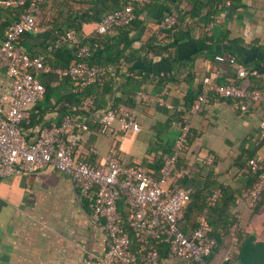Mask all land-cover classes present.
Masks as SVG:
<instances>
[{
	"label": "crops",
	"instance_id": "obj_1",
	"mask_svg": "<svg viewBox=\"0 0 264 264\" xmlns=\"http://www.w3.org/2000/svg\"><path fill=\"white\" fill-rule=\"evenodd\" d=\"M220 1L208 20L205 8L211 0H174L167 9H160L157 0L145 17H137L142 23L138 27L115 28L102 36L108 44L122 49L118 57L111 56L109 69H119L114 80L118 88L115 95L133 107L140 131L122 133L114 125L103 135L94 130L96 119L90 122L89 134L83 135L76 149L78 157L96 166L114 150L122 165L145 167L157 156L168 154L179 134L178 109L184 110L210 84L239 80L237 67L217 62L216 55H231L247 74L264 82V0ZM173 12L179 18L170 39V53L146 54L144 43L156 35L163 18ZM3 19L0 15V22ZM96 24H83L81 37L93 38ZM46 37L23 38L21 48L29 54L40 52L44 41H49ZM0 77L9 91L8 77L3 72ZM89 91L99 97V110L95 112L98 118L108 107L109 95H103L97 86ZM80 92L69 81L50 79L44 97L30 108V119L23 126L26 139L35 141L42 126L59 121L65 112L81 104L85 97ZM140 94L143 97L138 100ZM158 99L173 109L158 105ZM205 104L189 117L190 127L199 135L192 149H197L200 164L209 153L217 157L214 173L218 180L237 189L245 182L235 176L234 159L253 151L264 164V142L258 141L263 115L252 109L242 114L225 100ZM198 179L199 174L193 173L181 186L193 192L199 190ZM261 207L258 213H250L244 205L237 206L238 221L211 254L208 264H243L238 259L239 227L243 234L254 235L256 242H264V204ZM192 230L188 226L186 231ZM105 250V233L92 220L87 202L66 175L48 168L28 176L0 178V264H80L83 258L100 257ZM160 264L187 263L162 257Z\"/></svg>",
	"mask_w": 264,
	"mask_h": 264
},
{
	"label": "built area",
	"instance_id": "obj_2",
	"mask_svg": "<svg viewBox=\"0 0 264 264\" xmlns=\"http://www.w3.org/2000/svg\"><path fill=\"white\" fill-rule=\"evenodd\" d=\"M44 0H0L1 7L20 8L19 18L4 31L0 40V72L10 81V90L4 89L0 77V178L10 175H32L52 169L66 175L82 200L87 202L92 220L106 235V250L100 257L88 256L80 264H160L162 258L151 242L164 245L166 258L187 264H208L215 247V240L207 235L209 220L207 210L197 220L190 233L180 228L183 212L190 200L191 190L175 182L174 171L177 158L186 149V138L190 130V119L182 118V127L171 154L163 156V166L158 178L139 164L124 167L120 161L108 155L99 165H91L78 157L83 135L89 134L90 122L97 119L100 134H107L117 125L122 133H138L140 126L134 112L124 108L108 106L97 118L94 102L85 98L76 111L65 112L59 121L44 125L37 138L29 142L23 126L30 119V108L45 94V83L52 78L69 81L76 86H90L105 72V67L91 64V42L77 49L80 62L64 68H53L46 64L49 54L59 49H74L81 45L82 37L74 29L51 38L40 52L29 54L21 48L22 37L27 33H38V15ZM150 0H129L118 10L102 16L95 32L105 35L114 28L129 26L137 16L135 10L142 9ZM179 15L173 12L161 21V29L173 28ZM158 32L156 35H158ZM151 53V52H150ZM217 62L237 67L239 78L246 71L234 57L219 54ZM213 91L220 99L230 101L240 112H248L250 105H258L264 111V90H246L233 85L210 84L193 102L190 112L198 113L206 103L207 91ZM143 95H138L140 100ZM158 105L173 109L158 99ZM182 113L183 109H178ZM264 140V120L259 125L258 141ZM208 158L206 163H210ZM248 166L257 173L256 181L242 191L236 202L251 209L264 193V164L251 159ZM189 173L180 169L177 178ZM219 195L216 190L209 205H214ZM124 199L129 215V228L138 236L137 254L131 250L129 234L123 230L118 202ZM227 260V259H226Z\"/></svg>",
	"mask_w": 264,
	"mask_h": 264
},
{
	"label": "trees",
	"instance_id": "obj_3",
	"mask_svg": "<svg viewBox=\"0 0 264 264\" xmlns=\"http://www.w3.org/2000/svg\"><path fill=\"white\" fill-rule=\"evenodd\" d=\"M128 1L129 0H44L43 3L40 5V14L38 15L39 32L35 34L27 33L22 37V40L23 38L31 36H47L45 39L48 40L49 38L50 41L53 36L64 34L70 29H74L81 37V26L83 24L89 22H96V25H98L103 15L123 8ZM155 1L157 0H150L142 9L135 10L136 16L138 17L140 15H143L145 17L146 12L152 8ZM173 1L174 0H160V9H167V5H171ZM231 2L233 1L231 0ZM207 5V7L202 5L200 6L201 8L206 7L205 11H207V14L209 15L207 18L208 20H211L210 15L214 14V7L220 6L221 1L211 0V2ZM192 6L193 8L197 7V5L195 6L194 4ZM196 10L198 9L196 8ZM21 11L22 10L20 8H7L0 6V15L4 18L3 21L0 22L1 37L5 29L13 21L19 18ZM141 24L142 23L136 18L130 23L129 26L122 27L119 29L129 28L131 25L138 27ZM177 25L178 22L173 28L161 29L158 32V35H153L152 37H150L143 45V49L145 50L146 54L151 52L154 56H162L164 53H170V48L172 47L170 44V39L172 38V32L174 31V28ZM92 36L93 38L88 37V39L82 37L81 45L79 47L77 46L74 49H59L56 52L49 54L46 58L45 63L53 68H64L76 64L81 61V59L78 58L76 55L77 49L80 48L86 42H91V50L93 54L92 57L89 58V60L87 61H89L91 64H96L100 67H105L107 69L106 72L99 79H96L90 86L87 87H80L74 85L71 82L70 83L75 89L81 91V96L85 98H90L91 96V99L92 97H95L93 98V112L99 110L96 104L99 97L97 95L92 96L89 91V89L93 86H97V88L101 90L100 92H103V95H109L107 106H111L115 109L124 108L133 112V107L125 105V103L119 101V97L115 95L116 90H118V88H116L117 85L114 83V80L116 79L117 71L119 69H116V71H112L109 69V66L112 65V59L110 60L111 56L113 55V57H118L122 49H120L118 46L110 45L106 41L102 40L103 35H99L95 32V34L93 33ZM49 41H44L43 45L46 46ZM238 79L239 80L237 81H228L226 83H223L222 85H233L244 88L246 90H264V82L261 79H254L251 75L247 73L245 77ZM48 82L49 81L45 83V86ZM112 84H114V86ZM208 87L209 85L207 86V88ZM197 97L195 96L189 102V104H186V107L184 108V111L182 113H178V125L180 126V128L182 127L181 116L188 119L189 117L191 118L192 113L190 112V107L192 106L193 102L196 100ZM206 100L208 103L214 101H222L213 91L210 90L207 91ZM80 105L81 104L76 107H73L71 110L68 111H76ZM204 105L207 104L204 103ZM251 109L257 112L258 114L261 113L264 118V111L260 106L250 105L249 110ZM115 129L117 128L115 127ZM94 130L99 132V126L95 125ZM198 136L199 135L197 129H195L194 127H190L189 134L186 138V149H184L177 158L173 176L175 182L181 186L184 184L187 177H190L191 175H193V173L199 174L200 180L198 179V183L201 185V188L194 192L191 191L190 200L186 205V208L183 212V219L180 222V228L185 233L188 232L186 231L188 226L190 228L192 227L193 229H195L197 226L198 218L203 214V211L206 209L210 226L207 235L210 239L215 240V247L212 251L213 253L223 243V239L225 238V236L229 235L231 228L238 221V219L236 218L237 212L235 211V209L241 204H238L236 202L237 198L240 196L242 191L250 187L253 182L256 181L257 173H254L251 170L250 166H248L247 164L248 161L251 159H256L257 161L261 162V160H258L254 157L255 153L253 151H247L244 156L243 153L241 156L234 159L233 166L235 167L234 169L236 171L235 176H240L241 178H243L245 184L240 186L237 183L238 188L231 189L226 185H223V183L218 180L217 174L214 173V168L218 164L217 157L209 153L206 158L200 160L203 161L202 164H200L199 153L197 152V149H192ZM263 142L264 140L260 143ZM172 151L173 150L168 152V154H171ZM114 153L115 151L112 150L111 155L117 156V159L121 162L122 160H120L118 155ZM208 158H212L210 163H206V160ZM123 166L128 167L131 165ZM162 166L163 155L161 154L157 156L151 164L145 166L144 168L151 172L154 178H158ZM180 169L187 170L189 175L182 179L177 178V173ZM216 190L219 191V195L214 205L211 206L209 205V201ZM263 204L264 193L259 197L254 207L250 209V213H258V210L262 208L261 206H263ZM118 210L122 220V228L129 234L131 240V250L135 254H137V250L139 248L138 236L128 226L127 217L129 215V208L124 199L118 202ZM240 229L241 228L239 227L236 231V237L238 238L239 245V261H241L243 264H247L248 262H251L253 264H259L260 262L264 263V242H256L254 235H250L248 233L243 234ZM149 245L158 250L161 258L167 256V249L164 245L157 244L154 242H151Z\"/></svg>",
	"mask_w": 264,
	"mask_h": 264
}]
</instances>
